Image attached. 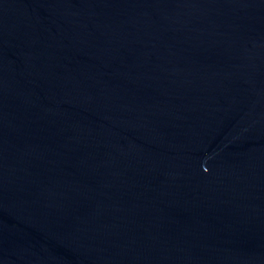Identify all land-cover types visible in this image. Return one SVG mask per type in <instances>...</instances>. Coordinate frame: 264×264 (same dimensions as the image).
Segmentation results:
<instances>
[{
    "label": "water",
    "instance_id": "95a60500",
    "mask_svg": "<svg viewBox=\"0 0 264 264\" xmlns=\"http://www.w3.org/2000/svg\"><path fill=\"white\" fill-rule=\"evenodd\" d=\"M0 264H264V0H0Z\"/></svg>",
    "mask_w": 264,
    "mask_h": 264
}]
</instances>
